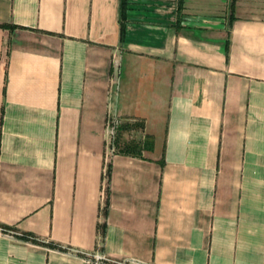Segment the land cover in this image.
I'll return each mask as SVG.
<instances>
[{"label": "crops", "instance_id": "0c3cea01", "mask_svg": "<svg viewBox=\"0 0 264 264\" xmlns=\"http://www.w3.org/2000/svg\"><path fill=\"white\" fill-rule=\"evenodd\" d=\"M2 225L0 264H264V0H0Z\"/></svg>", "mask_w": 264, "mask_h": 264}, {"label": "trees", "instance_id": "16d2710c", "mask_svg": "<svg viewBox=\"0 0 264 264\" xmlns=\"http://www.w3.org/2000/svg\"><path fill=\"white\" fill-rule=\"evenodd\" d=\"M126 2V0H123V4ZM126 18V15L123 13H121V34H124V30H125V26H124V19ZM127 125V124H126ZM124 128L123 126L119 127V133L115 139V147L116 150L118 152H122V153H135V154H142V149L145 148H150L151 145L149 144L148 141H146L145 143H139V142H134V143H122L121 142V137H120V130H122ZM2 231L4 232H9L10 230H12V228L8 227V226H0ZM18 237H20L21 239H25V240H33L35 242H37L38 240L32 235V234H27V233H23V234H17ZM51 246H54V244H50Z\"/></svg>", "mask_w": 264, "mask_h": 264}, {"label": "built area", "instance_id": "2783aa9c", "mask_svg": "<svg viewBox=\"0 0 264 264\" xmlns=\"http://www.w3.org/2000/svg\"><path fill=\"white\" fill-rule=\"evenodd\" d=\"M115 131H116V123L114 124V127H113V130H112V133L115 134ZM87 257H89V259L91 260V262L93 264H105L106 262H113L114 260L104 256V255H101V254H98V253H95V254H91V253H87L86 254ZM115 264H130L129 262H118V261H114Z\"/></svg>", "mask_w": 264, "mask_h": 264}, {"label": "rangeland", "instance_id": "374dc122", "mask_svg": "<svg viewBox=\"0 0 264 264\" xmlns=\"http://www.w3.org/2000/svg\"><path fill=\"white\" fill-rule=\"evenodd\" d=\"M137 123H138V126L136 128H134L131 133L130 132H126L124 134L125 138L128 137V138L132 139L134 137L133 139L139 140V138H141V136H143V134H144L143 126H142L140 121H137L136 124ZM0 231H2L1 228H0ZM2 232H4V231H2ZM6 233H8V232H6Z\"/></svg>", "mask_w": 264, "mask_h": 264}]
</instances>
